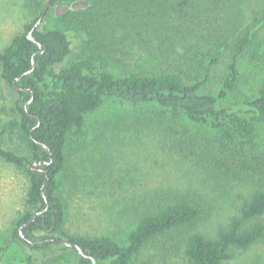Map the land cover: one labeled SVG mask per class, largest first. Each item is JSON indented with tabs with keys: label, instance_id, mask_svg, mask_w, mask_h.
<instances>
[{
	"label": "trees",
	"instance_id": "trees-1",
	"mask_svg": "<svg viewBox=\"0 0 264 264\" xmlns=\"http://www.w3.org/2000/svg\"><path fill=\"white\" fill-rule=\"evenodd\" d=\"M57 1L52 0L51 5ZM243 3L244 0H90L86 9L68 12L63 17L65 27L80 28L86 35L81 60L65 67L61 66L74 52L69 32L61 28L34 27L38 20L48 14V3L35 20L25 25L23 32L13 37L11 43L0 51L1 75L11 86L21 76L17 84L23 89L18 90L20 97L13 109L20 115L19 129L32 152L31 155H23L6 149L0 132V158L15 164L29 175L27 206L34 209L21 216L14 231L16 237L38 251L61 243L33 245L31 241L65 238L81 245L88 255L94 257L96 264H133L145 245L157 236L190 227L201 219L200 206L187 200L169 201L142 214L129 232L125 244L109 236L92 238L72 235L64 229L67 209L64 199L56 194L57 177L65 167L69 134L74 129L81 130L88 114L97 110L108 98L134 105L157 104L164 109L182 111L192 121H209L221 133L224 149L215 147L201 151L199 148L198 152H234L227 146L238 144L245 149L256 144L257 131L264 124V85L257 96L237 108L221 104L238 87L240 57L255 41V33L242 27L245 17ZM258 15L264 21V5ZM30 32L35 40L30 38ZM119 34L151 37L157 42L162 41L161 46L170 43L169 48L175 53L182 49L180 42H186L188 50L194 49L191 62L195 69L205 70L203 78L188 82L183 72L174 69L149 74L132 71L115 75L106 66L114 59V40ZM40 45L44 46L43 52H40ZM227 52L231 61L221 91L217 95L203 93L201 89L210 78L211 71ZM33 60L36 64L31 70ZM27 89L34 94L29 111L25 104L32 93ZM30 113L40 120L33 131L36 140L31 132L38 120ZM48 149L52 151L53 161L43 166L49 175V181L44 185L46 174L35 173L29 165L33 161L49 160ZM211 159L216 173L222 176L235 174L226 160L217 157ZM43 190L49 201L46 210ZM36 212L40 213L35 222L23 228L30 240L25 241L20 227L30 222ZM262 240L264 186L257 184L242 198L237 213L226 226L218 229L215 236L209 237L198 231L188 236L185 248L187 264H223L233 257V248L247 249ZM67 247L63 244V248ZM2 251L3 247L0 246V254ZM34 263L33 256L19 261V264ZM79 264L93 262L81 254Z\"/></svg>",
	"mask_w": 264,
	"mask_h": 264
},
{
	"label": "rangeland",
	"instance_id": "rangeland-1",
	"mask_svg": "<svg viewBox=\"0 0 264 264\" xmlns=\"http://www.w3.org/2000/svg\"><path fill=\"white\" fill-rule=\"evenodd\" d=\"M48 1L0 0V51L35 20ZM89 5L90 0H58L38 25L69 32L74 52L61 67L80 61L86 47L85 33L80 28L65 27L63 17ZM263 5L264 0H244L242 5V27L255 33V41L240 57L239 85L222 100L223 106L237 108L257 96L264 85V21L258 15ZM114 43V59L106 69L115 75L174 69L183 72L189 82L201 80L205 73L195 69L191 62L194 49L188 50L186 42H180L183 47L177 53L169 48L170 43L161 46L162 41L151 37L119 34ZM230 61L228 52L221 56L201 89L203 93L217 95L221 91ZM1 73L0 67L3 146L31 155L19 129L20 115L13 109L19 92ZM257 132L256 144L245 149L232 144L227 147L234 152H198L224 149L221 133L209 121H192L182 111L157 104L105 99L88 114L81 130L69 134L56 193L66 204L64 229L72 235L109 236L125 244L142 214L162 203L187 200L201 207V219L190 227L157 236L133 260V264H187L188 236L196 231L215 236L237 213L252 187L264 186V124ZM213 157L230 163L235 174L216 173L210 163ZM29 186V175L23 169L0 158V264H19L31 256L35 257L34 264H79L81 254L73 247L63 248L61 243L38 251L14 235L21 216L34 210L27 206ZM232 253L223 264H264V240L247 249L233 248Z\"/></svg>",
	"mask_w": 264,
	"mask_h": 264
},
{
	"label": "water",
	"instance_id": "water-1",
	"mask_svg": "<svg viewBox=\"0 0 264 264\" xmlns=\"http://www.w3.org/2000/svg\"><path fill=\"white\" fill-rule=\"evenodd\" d=\"M51 3H52V0H49V1H48V4H47V9L50 7ZM40 21H41V19L38 20V21L35 23V26H34V27L38 26L39 23H40ZM29 36H30V38H31L32 40H35L34 36L32 35V32H30ZM40 47H41V51H40V52H43V51H44V46H43V45H40ZM35 64H36V62H35V60H33V67H32L31 70L34 69ZM20 77H21V76H20ZM20 77L16 78V79L14 80V82H13V86H14V88H16L17 90H21V89H23V88H21V87L17 84V81L19 80ZM27 90H29V91L32 93V97H31V99L28 100V101L26 102V104H25V108H26V110L29 111V105H30L31 101L34 99V94H33V91H32V90H30V89H27ZM30 114H31V113H30ZM31 116L34 117V118H36V119L38 120V123L36 124V126L33 128L32 132H31V136H32V138L35 139V137H34V135H33V131H34V129H35L37 126H39V124H40V120H39V118H38L36 115L31 114ZM35 140H36V139H35ZM37 142H39V141L37 140ZM41 144H42L43 146L46 147V145H45L44 143H41ZM48 152H49V154H50V159H49V160L42 159V160H39V161H33V162H31L30 165H29L30 168L33 169V171H34L35 173H37V172H44V173L46 174V179H45L44 185L49 181V175H48V172L46 171V169H45L43 166H44V165H48V164H50V163L53 161V154H52V151H51L50 149H48ZM43 195H44L45 200H46V205H47L46 208H45V210H46V209H48L49 201H48V197H47V195H46V193H45L44 190H43ZM39 213H40V212H36V213L34 214L32 220H31L30 222H28V223H24V224L20 227V234H21L23 240H25V241H30V240L28 239V237L24 234V232H23V228L31 226V225L35 222V220H36L37 216L39 215ZM46 242H59V243H62V244H64V245L68 246V247H75V248L80 252V254H82V255L85 256L86 258H90V259H92L93 264H96V260L94 259V257L88 255V254L85 252V250L82 248L81 245H79V244H77V243H75V242H73V241H70V240H68V239H65V238H48V239L41 240V241H31V243H32L33 245H40V244H43V243H46Z\"/></svg>",
	"mask_w": 264,
	"mask_h": 264
},
{
	"label": "flooded vegetation",
	"instance_id": "flooded-vegetation-1",
	"mask_svg": "<svg viewBox=\"0 0 264 264\" xmlns=\"http://www.w3.org/2000/svg\"><path fill=\"white\" fill-rule=\"evenodd\" d=\"M39 161V160H38Z\"/></svg>",
	"mask_w": 264,
	"mask_h": 264
}]
</instances>
